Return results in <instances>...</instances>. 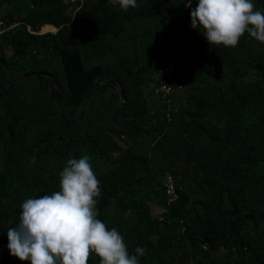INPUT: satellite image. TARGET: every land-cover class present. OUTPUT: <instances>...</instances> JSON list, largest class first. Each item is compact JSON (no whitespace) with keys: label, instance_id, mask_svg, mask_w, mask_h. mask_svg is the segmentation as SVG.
I'll return each instance as SVG.
<instances>
[{"label":"trees","instance_id":"trees-1","mask_svg":"<svg viewBox=\"0 0 264 264\" xmlns=\"http://www.w3.org/2000/svg\"><path fill=\"white\" fill-rule=\"evenodd\" d=\"M188 2L137 0L125 11L82 0L74 11L62 0H0V18L17 23L0 35V84H13L0 89V264H31L10 255L7 230L83 155L100 181L96 218L130 256L146 249L138 264H264V42L245 31L202 54L212 45L190 26L198 0ZM250 2L264 14V0ZM44 24L56 31L38 33ZM171 63L168 103L148 85L142 115L116 117L117 84L124 113L138 114L143 87L170 82ZM32 72L46 76L18 81Z\"/></svg>","mask_w":264,"mask_h":264},{"label":"clouds","instance_id":"clouds-1","mask_svg":"<svg viewBox=\"0 0 264 264\" xmlns=\"http://www.w3.org/2000/svg\"><path fill=\"white\" fill-rule=\"evenodd\" d=\"M110 3L125 11L138 7L137 0H110ZM253 7L250 0H198L190 11V26L202 28L210 45L234 47L245 31L264 42V14L253 11ZM41 27L38 33L51 31H41ZM169 65L171 81L160 84H168L174 92L177 77L173 64ZM174 76L175 83L170 85ZM89 160L88 155L70 158L59 174V191L22 203L19 223L7 230L10 255L31 264H87L90 253H95L100 264H138L146 249L137 247L135 255L130 256L121 234L115 228L108 230L96 218L94 198L100 195V181Z\"/></svg>","mask_w":264,"mask_h":264},{"label":"water","instance_id":"water-1","mask_svg":"<svg viewBox=\"0 0 264 264\" xmlns=\"http://www.w3.org/2000/svg\"><path fill=\"white\" fill-rule=\"evenodd\" d=\"M53 27H54V26H53ZM53 31H56V27H54V30H51V32H53ZM215 46H216V45H212L211 48H210L207 52H205V53L203 52L202 54H205V55H206V54L211 53V52L213 51V49H214ZM184 49H185V48H182V49L178 52V54L181 53ZM191 50H193V51H197V50L194 49V48H191ZM173 72L175 73V69H174V67H173ZM36 73H39V74H41V75H43V76H46V74H45L44 72H32V73H28V74L24 75L23 77L19 78L18 81H21V80L27 79V78H29V77L35 75ZM102 77H103V76L98 75L97 78H95V80L90 84V86L87 88L86 92L84 93V95H83V97H82V100H85V99L88 97V95H89L91 89L93 88V86L96 84V82L98 81V79H100V78H102ZM48 78H49V77H48ZM175 78H176V77L174 76V77H173V80H172V82H171L170 85H173V84L175 83ZM49 79L51 80V82H52V84H53L54 97L57 98V95H58V93H57V92H58V84H57V81L54 80V79H52V78H49ZM160 83H161L160 81L153 80V81L148 82V83L143 87V89H142V91H141V93H140V94H141V109H140V112H139L138 114H135V115H126V114L124 113L125 97H124V94H123V91H122L120 85L117 84V85H116V89H117V92H118V94H119V102H118L117 110H116V112H115L116 117L122 119V118H124V117L135 118V117H139V116H141L142 113L144 112V109H145V101H144V98H143V93H144V91L146 90V88H147L148 85H150V84H151V85H157V84H160ZM12 85H13V84H10V85H8V86H6V87H3V86H1V84H0V89H1V90H8ZM58 117L60 118L61 124H62L64 127H67V126H69V125H71V124L73 123V119L67 120L65 117L62 116L61 113H58Z\"/></svg>","mask_w":264,"mask_h":264},{"label":"built area","instance_id":"built-area-1","mask_svg":"<svg viewBox=\"0 0 264 264\" xmlns=\"http://www.w3.org/2000/svg\"><path fill=\"white\" fill-rule=\"evenodd\" d=\"M62 1L64 4H69L71 7H73L74 11L77 10L82 3V0H62ZM16 24H17L16 22H6L5 19L0 18V35L5 31H7L9 28L15 26ZM171 67H172L171 65L167 67L168 72L171 71ZM154 93L160 98V101L168 103L170 101V98L173 96L174 92L173 89L168 84L162 83L154 88ZM167 111H169V109H167ZM165 117H169L168 112L165 113ZM166 192L172 194L173 190L171 184L167 185Z\"/></svg>","mask_w":264,"mask_h":264},{"label":"rangeland","instance_id":"rangeland-1","mask_svg":"<svg viewBox=\"0 0 264 264\" xmlns=\"http://www.w3.org/2000/svg\"><path fill=\"white\" fill-rule=\"evenodd\" d=\"M44 29H49V28H44ZM148 95H149V97L152 98V100H153L152 104H153V105H157L158 103H157V101H156V98L152 95V93H151L150 90L148 91L147 96H148ZM150 210H151V214H152V216L156 217V216H158V214H159L160 208L157 207V206H155V205H153L152 203H150Z\"/></svg>","mask_w":264,"mask_h":264},{"label":"bare ground","instance_id":"bare-ground-1","mask_svg":"<svg viewBox=\"0 0 264 264\" xmlns=\"http://www.w3.org/2000/svg\"><path fill=\"white\" fill-rule=\"evenodd\" d=\"M46 29L42 28L41 31H44ZM49 30H54V27L53 26H50Z\"/></svg>","mask_w":264,"mask_h":264},{"label":"crops","instance_id":"crops-1","mask_svg":"<svg viewBox=\"0 0 264 264\" xmlns=\"http://www.w3.org/2000/svg\"><path fill=\"white\" fill-rule=\"evenodd\" d=\"M46 25V24H45ZM43 26V25H42ZM51 25H46L43 28H50ZM42 28V27H41ZM45 31V30H44Z\"/></svg>","mask_w":264,"mask_h":264}]
</instances>
